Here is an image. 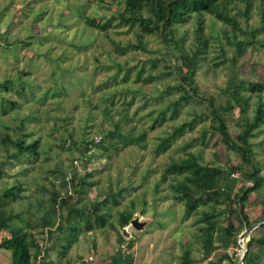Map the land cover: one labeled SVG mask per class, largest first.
<instances>
[{
    "label": "rangeland",
    "instance_id": "obj_1",
    "mask_svg": "<svg viewBox=\"0 0 264 264\" xmlns=\"http://www.w3.org/2000/svg\"><path fill=\"white\" fill-rule=\"evenodd\" d=\"M249 4L251 7L247 17L242 15L247 6L246 1L230 5L229 15L238 20L247 35L253 31L254 43L246 48L242 57L236 59L235 70L239 79L248 77L264 83L262 3L260 0H250ZM118 7V0H0V81L15 76L20 77L21 81H28L21 84L22 90L10 88L0 93V134L8 133L13 137L14 131L20 129L24 134H29L25 138L27 142L39 139L40 146L47 143L42 147L45 152L31 162L23 158L10 160L4 168L0 186L10 187L21 182L27 189L24 195H30L38 186L45 185L48 189H60L65 196V188L59 176L55 177L53 169L60 167L69 177L72 175L70 168L74 164L72 159L77 158L75 167L78 177L91 173L87 181H93L84 190L81 200H78L79 206L87 201L103 200L108 190L116 192L118 188H125L121 196H118L119 203L114 205L109 201L101 213H109L107 223L116 225L119 212L132 209L133 216L146 223L142 230L133 228L130 234L131 243L136 247V253L133 252L136 264H182L187 249L190 250L191 261L202 264L206 259H202L201 242L196 237L200 225L196 220L201 217L200 210H207V207L200 206L197 213L186 218L182 203L172 198L170 178L160 182L158 189L156 184L167 163L186 156L190 151L200 154L204 162H213L219 166L240 165L239 157L226 149L224 142L211 130L206 134V145L202 144L201 129L210 124L208 117H204L203 121L198 120L191 131L177 137L164 153L156 154L155 148L159 137H163L172 126L193 118L194 112L207 109L209 102L206 98H214L216 105L225 103L223 89L232 71L235 40L245 42L247 36L238 33L234 37L231 32L224 35L223 31L229 28L210 15H204L203 33L209 37L207 64L199 67L195 74L200 95H193L200 104L190 100L177 116L167 118L161 125L155 124L151 128L158 107L167 101V95H164L163 101L157 99L158 95L168 87L169 98L176 97L179 91L170 86L180 84V80L172 74L161 75L151 82L134 80L141 61L146 58L161 59L165 46L157 35L144 37L146 51L128 48L124 54H120L110 39L118 40L123 45L134 44L136 38L132 31H128L127 27L115 26V20L105 30L85 22L86 18H94L96 24L101 23L105 20V14L116 16ZM195 27V20L178 27L181 33H185L183 44L186 46L194 39ZM117 64L121 65L120 69ZM159 66L162 67V64ZM177 66H174L176 71ZM126 68L131 69L129 80L122 82ZM146 70H149L148 64ZM146 75L147 72L142 73V77ZM113 77L115 81H111ZM14 82V87H17V80ZM127 88L140 89L139 93H133L132 105L128 109L131 123L136 126L137 132L146 131L145 147L131 144L116 153L111 149L104 152L92 148L89 151L91 158H83L75 148L77 145L70 143L71 136L68 133L74 131L72 136L78 142L81 139L78 133L82 134L83 131H92L95 140L99 138L102 130L113 127L112 120L105 118L101 111L105 105L111 104L106 99L114 92H125ZM144 92L146 97L143 96ZM245 93L250 96L247 115L252 117L257 102H264V90L260 97L251 90ZM2 97L8 99V102L4 103ZM122 99L116 96L114 106H121ZM3 108L6 112H3ZM65 116L70 118L66 124L68 131L61 126L60 119ZM238 116V108L234 109L233 115L228 116L227 127L233 138L241 129ZM114 120H117V115H114ZM258 128L251 143L261 180L256 189L249 193L248 202L259 199L264 208V123ZM62 139L66 140L65 144H62ZM250 169L248 165L244 166V171ZM232 177L235 180L228 184L232 193L242 183L248 186L253 184L252 180L244 179L239 173ZM36 182L37 186L33 185ZM67 195H72L73 201L78 198L74 189H70ZM24 202L15 204L19 209H24L29 201ZM224 206V203L215 206V212ZM224 217L225 213L220 218L222 224ZM231 219L236 222L234 216ZM103 229L115 240L118 233H121L120 228L111 229L109 225L94 230L98 232ZM46 234H37L36 240ZM87 234L82 231L78 236ZM62 237L63 234L59 233L50 238L58 241L56 246L63 252Z\"/></svg>",
    "mask_w": 264,
    "mask_h": 264
},
{
    "label": "trees",
    "instance_id": "obj_2",
    "mask_svg": "<svg viewBox=\"0 0 264 264\" xmlns=\"http://www.w3.org/2000/svg\"><path fill=\"white\" fill-rule=\"evenodd\" d=\"M99 1L104 2L105 0ZM244 1H246L247 6L242 15L247 17L251 7L249 4L250 0H118L119 7L116 16L105 14V20L98 24L94 22V18L85 19L86 24L103 30L115 20V26L127 27L128 31H132L136 38L134 44L127 43L123 45L118 40L110 39L111 44L120 54H124L128 48L146 51L144 41L146 35H157L161 38L165 46V51L161 56L162 60L159 58H146L141 61L137 66L138 70L135 73L134 80L136 82H151L161 75L172 74L180 80V84L170 87L179 91V94L176 97L169 98L170 90L168 87L160 92L157 99L163 101L164 95H167V101L158 107L157 115L150 126L151 128L155 124L161 125L167 118L172 119L177 116L187 102L195 100L193 95H200L194 77L198 68L207 64L209 37L203 33L204 15H210L216 21L221 22L224 27L229 28L223 31L224 35L231 32L234 37L238 33L247 36L245 42L235 40V49L231 59L232 71L223 89L226 97L225 103L216 105L214 98H206L209 102L207 109L200 110L197 113L194 112L193 118L172 126L170 131L166 132L163 137H159L155 148L156 154L164 153L171 147L172 142L177 137L188 130L191 131L198 123V120L203 121L204 117H208L211 120L210 124L207 125L208 127L201 129L202 144L206 145L205 137L208 130H211L214 135L217 134L219 139L224 142L226 149L239 157L240 165L227 164V166H219L213 162H204L200 154L190 151L186 153V156L167 163L160 181L156 184L158 189L160 182H165L170 178L169 187L172 191V198L182 203L186 218H189L193 213H197L200 206L207 207V210H200L201 217L196 220V223L200 224L198 227L200 233L198 231L196 237L201 242L202 259L210 257L219 248L216 245L217 240L220 241L221 248L224 246L222 241L226 239L230 240V244L235 245L243 224L247 228L250 226L244 207L246 202H248L249 193L256 189L261 180L260 169L256 165L257 161L252 149L251 138L256 135L258 127L264 123V102L258 101L254 114L249 117L247 111L250 96L245 92L251 90V92L258 94L260 97V93L264 90V83L248 77L238 78V72L235 70L236 59L242 57L246 48L254 44L252 41L253 31L247 35L240 27L238 20L234 16L229 15L232 3ZM260 1L263 9L262 19L264 20V0ZM191 20H195L196 25L194 39L186 46L183 44L185 33H181L178 27ZM6 43L10 46L8 41ZM262 44L264 46V43ZM220 48L223 52V47L220 46ZM180 61L182 62L181 65L179 64ZM160 63L162 67L159 66ZM147 64L149 70H146ZM117 65L118 69H120L121 65ZM175 65H178L177 71L174 67ZM183 66L185 67L184 69ZM130 70V68H126V73L122 75V82L129 80ZM143 72H147L145 77H142ZM15 80H17L16 84H19L17 87H14ZM115 80V77L111 78V81ZM26 81H21L20 77L17 76L5 77L4 80L0 81V93L10 90V88L22 90L23 86L21 84ZM134 92L139 93L140 89L127 88L125 92L119 91L109 95L106 101L108 100L111 104L105 105L101 111L105 118L112 120L111 124L113 127L102 130L100 137L96 140L92 131H83L82 134L78 133L81 136L79 142L72 136L74 131L68 133L71 136L70 143L77 145L75 148L83 158H91L89 151L92 148L102 149L104 152H108L111 149L116 153L121 148L131 144L140 148L145 147L146 131L138 130L137 132L136 126L131 123L129 114ZM46 93L44 92V94ZM116 96L119 99L123 98L121 106H114V98ZM143 96L146 97L145 92ZM2 101L7 103L8 99L2 97ZM196 102L200 104L198 101ZM235 108L239 110L238 120H240L241 129L233 138L227 123L228 116L233 115ZM3 109V112H6L5 108ZM114 115H117V120H114ZM60 120L62 121L61 126L63 129L68 131L66 124L70 118L65 116ZM84 129H87V127H84ZM54 130L57 132L58 129L55 128ZM28 135L21 132L20 129L14 131L13 137L8 133L5 135L0 134V181L5 172L4 168L10 163V160L23 158L31 162L33 158L37 159L42 152H45L42 147L46 146L47 143H43L40 146L39 139L27 142L25 138ZM61 141L62 144L66 142L65 139ZM106 141L107 143H105ZM77 161V158L72 159L74 164L72 163V169L70 168L72 175L69 177V174L62 168L56 167L53 169L55 177L59 176L61 179V185L65 188V196L61 194L60 189H48L45 185L42 187L38 186L30 195H24L27 189L21 182H16L10 187L0 186V234L3 231L8 233V236H4L1 239L0 248L11 252L10 264H28L30 262L32 250L38 246L36 242L37 234L43 235L47 233L52 238L62 233V240H64L62 247L66 251L72 247L78 238V234L82 231L89 232L105 225H109L111 229H122L134 218L132 209L122 210L118 214L117 224L115 225L107 223L109 213H101L107 207L109 201L114 205L119 203L118 196H121L123 190H126L125 188H118L116 192L108 190L105 192L103 200L87 201L79 206L77 203L80 201L78 200H81L84 190L93 184V181H87L92 176L91 173L78 177L77 174L79 173L75 167ZM247 165L251 169L244 171V166ZM235 173L241 174L246 180H252L253 184L248 186L246 183H242L232 193L228 189V184L231 180H235L232 177V174ZM37 184V182L33 183L36 186ZM70 189H74L78 194V198L75 201H73L72 195H67ZM25 200L29 201L28 205L24 209H19L20 207L16 206L15 203H25ZM262 201L264 203V200ZM223 203L225 206L216 213L215 206ZM224 213L225 217L222 224L220 218ZM232 216L238 220L237 226L234 225L231 219ZM261 220H264V218ZM80 221L83 223L82 228ZM117 239L119 242H127L122 233H118ZM254 242L260 246L264 245V235L257 239L251 238L248 241L243 264H258V257L248 254L249 247ZM185 252L182 264L188 262L194 264L189 258L190 250L187 249ZM226 257L228 256L225 253L215 252L214 259L209 264H220Z\"/></svg>",
    "mask_w": 264,
    "mask_h": 264
},
{
    "label": "crops",
    "instance_id": "obj_3",
    "mask_svg": "<svg viewBox=\"0 0 264 264\" xmlns=\"http://www.w3.org/2000/svg\"><path fill=\"white\" fill-rule=\"evenodd\" d=\"M244 212L247 215L250 226L247 228L243 224L241 233L236 239V244H230V240L226 239L222 241L224 246L221 248L220 241H216V245L219 248L215 252L225 253L228 256L220 264H239L241 261L244 262V256L241 258L236 251L238 238L241 237L248 243L251 238L257 239L264 235V220H261L264 218V208L259 203V199L246 202ZM233 222L235 226L238 225V220H236L237 223ZM94 231H89L87 235L78 236L76 242L67 252H62L56 246L58 241L51 240L47 234L44 237H39L36 240L38 246L33 248L31 260L28 264H71L91 252L95 254L93 264H136L135 259L133 260L136 247L131 243L132 236L130 238L125 237L127 242H119L118 239L115 240L112 236H109L106 229L98 230V232ZM4 236H8L6 231L1 232L0 241ZM56 239H58V236ZM248 251V254L258 257V264H264V245L260 246L254 242L250 245ZM215 252L206 258L202 264H209L214 259ZM10 258L11 252L0 248V264H10Z\"/></svg>",
    "mask_w": 264,
    "mask_h": 264
},
{
    "label": "built area",
    "instance_id": "obj_4",
    "mask_svg": "<svg viewBox=\"0 0 264 264\" xmlns=\"http://www.w3.org/2000/svg\"><path fill=\"white\" fill-rule=\"evenodd\" d=\"M234 176V175H233ZM133 229L131 223L125 225L122 229H120V232L125 236L130 238L131 237V230ZM237 254L241 256V258L244 256L246 252V241H244L243 238H238L237 240ZM95 261V254L93 252L83 255L78 260L72 262L71 264H93ZM239 264H243V261H241Z\"/></svg>",
    "mask_w": 264,
    "mask_h": 264
},
{
    "label": "water",
    "instance_id": "obj_5",
    "mask_svg": "<svg viewBox=\"0 0 264 264\" xmlns=\"http://www.w3.org/2000/svg\"><path fill=\"white\" fill-rule=\"evenodd\" d=\"M132 227L135 230H142L144 228V226L146 225V223L144 221H141L140 219L134 217L131 221H130Z\"/></svg>",
    "mask_w": 264,
    "mask_h": 264
},
{
    "label": "clouds",
    "instance_id": "obj_6",
    "mask_svg": "<svg viewBox=\"0 0 264 264\" xmlns=\"http://www.w3.org/2000/svg\"><path fill=\"white\" fill-rule=\"evenodd\" d=\"M234 174H232V176H233ZM246 251H247V242H246Z\"/></svg>",
    "mask_w": 264,
    "mask_h": 264
}]
</instances>
